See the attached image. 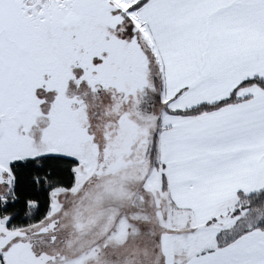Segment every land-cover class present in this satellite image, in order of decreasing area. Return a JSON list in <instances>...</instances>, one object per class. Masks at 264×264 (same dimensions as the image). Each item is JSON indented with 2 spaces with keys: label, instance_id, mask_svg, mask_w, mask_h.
I'll return each mask as SVG.
<instances>
[{
  "label": "snow or ice",
  "instance_id": "6c2138e0",
  "mask_svg": "<svg viewBox=\"0 0 264 264\" xmlns=\"http://www.w3.org/2000/svg\"><path fill=\"white\" fill-rule=\"evenodd\" d=\"M0 264H264V0H0Z\"/></svg>",
  "mask_w": 264,
  "mask_h": 264
}]
</instances>
